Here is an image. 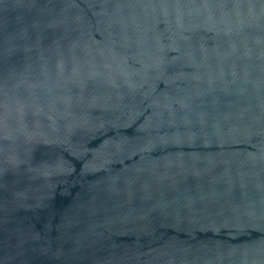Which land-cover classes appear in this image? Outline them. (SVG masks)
<instances>
[{
    "label": "water",
    "instance_id": "1",
    "mask_svg": "<svg viewBox=\"0 0 264 264\" xmlns=\"http://www.w3.org/2000/svg\"><path fill=\"white\" fill-rule=\"evenodd\" d=\"M0 264H264V0H0Z\"/></svg>",
    "mask_w": 264,
    "mask_h": 264
}]
</instances>
